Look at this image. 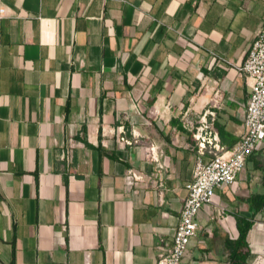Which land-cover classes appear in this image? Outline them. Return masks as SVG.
Instances as JSON below:
<instances>
[{
	"label": "crops",
	"instance_id": "1",
	"mask_svg": "<svg viewBox=\"0 0 264 264\" xmlns=\"http://www.w3.org/2000/svg\"><path fill=\"white\" fill-rule=\"evenodd\" d=\"M0 264H157L198 157L181 114L244 132L264 0H0ZM219 95L216 96V92ZM124 138V140H122ZM233 144L228 146V144ZM138 179L130 186L125 176ZM264 149L198 216L187 264H264Z\"/></svg>",
	"mask_w": 264,
	"mask_h": 264
},
{
	"label": "built area",
	"instance_id": "2",
	"mask_svg": "<svg viewBox=\"0 0 264 264\" xmlns=\"http://www.w3.org/2000/svg\"><path fill=\"white\" fill-rule=\"evenodd\" d=\"M3 12L1 8L0 13ZM239 70L245 74L251 93L243 118L244 132L236 144L226 147L221 143L214 110L207 109L196 117L189 110L181 114L183 125L200 154L208 152L210 157L204 161L200 156L196 161L193 178L186 185L187 194L173 243L160 252L157 264H187L189 245L198 238V216L202 207L213 202L216 187L235 184L248 157L264 149V24L257 31ZM138 178L136 172L130 170L125 176L126 184L130 186Z\"/></svg>",
	"mask_w": 264,
	"mask_h": 264
},
{
	"label": "trees",
	"instance_id": "3",
	"mask_svg": "<svg viewBox=\"0 0 264 264\" xmlns=\"http://www.w3.org/2000/svg\"><path fill=\"white\" fill-rule=\"evenodd\" d=\"M234 144V143H233ZM228 144V146L233 145ZM250 203L259 210L264 203V194H257L250 198ZM239 234L236 238L226 239L227 263L226 264H251V250L248 243V233L254 222L253 218L248 219L244 216H236Z\"/></svg>",
	"mask_w": 264,
	"mask_h": 264
}]
</instances>
